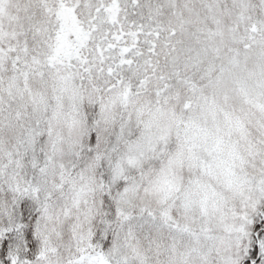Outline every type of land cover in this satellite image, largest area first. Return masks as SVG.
<instances>
[{
  "label": "snow or ice",
  "instance_id": "snow-or-ice-1",
  "mask_svg": "<svg viewBox=\"0 0 264 264\" xmlns=\"http://www.w3.org/2000/svg\"><path fill=\"white\" fill-rule=\"evenodd\" d=\"M257 42L264 0H0V218L12 224L25 199L38 206L32 264H147L143 250L161 226L210 241L214 264H264V194L229 207L213 193L210 229L207 195L201 219L181 223L170 209L157 217L130 177L147 163L130 100L152 95L188 109V94L209 87L220 92L212 110H222L228 70ZM85 105L98 107L91 122ZM225 115L243 137L240 119ZM245 182L264 193V172L228 190Z\"/></svg>",
  "mask_w": 264,
  "mask_h": 264
},
{
  "label": "clouds",
  "instance_id": "clouds-1",
  "mask_svg": "<svg viewBox=\"0 0 264 264\" xmlns=\"http://www.w3.org/2000/svg\"><path fill=\"white\" fill-rule=\"evenodd\" d=\"M259 41V37L257 38ZM204 84L207 81L203 82ZM243 85V92L234 90ZM79 87V84H76ZM221 91L229 95L227 105L213 111V98L220 92L205 87L203 94H188L191 106L159 103L152 95L133 97L129 102L135 136L133 139L144 143V158L147 161L142 170L130 174L134 177L140 195L151 204L159 216L162 210L170 209L174 220L185 222L193 215L200 220L198 205L205 195L209 198L207 226L216 227L217 221L211 211L213 193H224L229 207L241 200L258 197V185L245 182L241 188L228 190L230 182L260 176L264 172V45L257 42L241 54L238 65L231 67L225 77ZM70 103V97L66 94ZM228 118H239L243 137L235 132ZM194 157L196 166L190 164ZM245 161L241 169L239 160ZM204 165V170L201 169ZM211 165V167H209ZM194 206L185 211L187 201ZM203 221L193 226L199 234ZM211 242L201 239L175 238L167 228L157 229L155 243L145 248L143 255L147 264H214L216 256L208 260Z\"/></svg>",
  "mask_w": 264,
  "mask_h": 264
},
{
  "label": "trees",
  "instance_id": "trees-1",
  "mask_svg": "<svg viewBox=\"0 0 264 264\" xmlns=\"http://www.w3.org/2000/svg\"><path fill=\"white\" fill-rule=\"evenodd\" d=\"M84 111L91 122L98 112V107L85 105ZM109 141L114 142V137H110ZM25 207L26 211L20 210ZM37 208L33 201L25 199L20 201L12 224H9L6 218L0 219V230H6L9 227L13 229L10 232L4 231V234L0 236V252L3 253L0 255V264H11L12 256H16L20 262L28 260L29 264H32L39 254L38 241L32 227L33 222L39 217ZM261 211L264 212V207ZM15 224L21 225L19 231H16Z\"/></svg>",
  "mask_w": 264,
  "mask_h": 264
},
{
  "label": "rangeland",
  "instance_id": "rangeland-1",
  "mask_svg": "<svg viewBox=\"0 0 264 264\" xmlns=\"http://www.w3.org/2000/svg\"><path fill=\"white\" fill-rule=\"evenodd\" d=\"M1 219V218H0ZM38 219V218H37ZM37 219L33 222L32 224V227H33V231H34V234H35V225H36V221ZM37 238V241H38V250H40V246H41V241L39 240V238L36 236Z\"/></svg>",
  "mask_w": 264,
  "mask_h": 264
}]
</instances>
